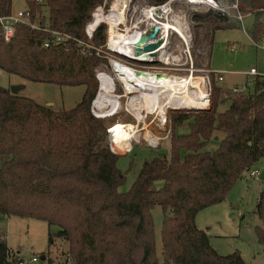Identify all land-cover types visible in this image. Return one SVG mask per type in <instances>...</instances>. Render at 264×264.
Segmentation results:
<instances>
[{"label":"trees","instance_id":"trees-1","mask_svg":"<svg viewBox=\"0 0 264 264\" xmlns=\"http://www.w3.org/2000/svg\"><path fill=\"white\" fill-rule=\"evenodd\" d=\"M106 1L24 0L30 24L17 25L9 42L0 37V70L6 74L32 83L84 87L81 101L69 111H54L0 87V217L55 228L48 242L67 243L65 264H246L238 252L219 255L195 218L223 202L236 181L264 162V77L256 76L247 94L217 86L220 76L210 73L211 108L171 115L169 155L157 153L144 161L130 190L121 193L125 175L116 164L124 155L110 151L105 122L91 113L97 71L107 67L99 52L106 30L99 25L88 39L85 27ZM144 1L160 5L167 0ZM240 3L241 12L254 18L246 34L254 42L264 39V0ZM11 14L12 0H0V17ZM94 18V24L107 22L97 13ZM194 20L205 31L208 55L216 31L242 27L234 18L210 12ZM53 33L68 38L57 41ZM111 63L115 71L120 66ZM224 104L226 110L218 113ZM94 106L104 112L96 100ZM183 129H188L185 135L177 134ZM214 133L223 137L209 152ZM155 208L163 216L160 256ZM255 212L264 224V181ZM254 231L264 247V228ZM0 264H24L2 236Z\"/></svg>","mask_w":264,"mask_h":264},{"label":"rangeland","instance_id":"rangeland-1","mask_svg":"<svg viewBox=\"0 0 264 264\" xmlns=\"http://www.w3.org/2000/svg\"><path fill=\"white\" fill-rule=\"evenodd\" d=\"M116 1L119 0H109L102 5L104 7V15L109 14V10H112V6ZM134 2L138 4L139 8L151 5L144 0H134ZM25 9L24 0H12V13L24 12ZM131 12L127 6L124 12V21L122 26H120L122 31L128 30L136 22L137 17ZM242 15L246 16L247 14L242 13ZM180 22L186 32L187 39L184 40L187 41L186 46L179 37L170 35L167 37V41H164L165 47L161 46L162 49L159 50L160 52L158 51L160 54H154L148 62L135 63L130 59L121 58L116 54L107 52V49H105L107 48L106 44L103 50H99L107 61V67L101 65L97 71V74H103L101 75V87L103 91H106L109 101H114V96L119 98L118 112L113 116L100 119L105 122L108 129L106 132L113 125L119 124L118 127L116 125L118 136L124 137L125 140H128L133 128H135L137 133L131 139L130 148L129 144L119 147V149L126 148V151L119 152L114 149L115 154L124 155L119 157L116 164L117 168L125 175V181L119 188L121 193H126L130 190L144 161L152 160L157 153L169 155L171 115L205 112L211 108V101H209V107L204 111L168 109L164 118L161 119L154 115L153 112L146 113V110L144 111V109L136 105L143 116V119L138 122L134 118V111L137 108L134 107L136 109L133 110L131 105V100L134 98L126 94L134 90L135 83L137 85L140 81L136 77L135 71H127L124 67L129 66L137 71L166 75L168 77H200L206 82L209 100H211V87L210 82L208 83L210 73L220 76L217 86L247 94L252 93V82L255 78L248 76L247 72L250 69H254L258 77H264V48H261L264 47V39L254 42L245 32L246 28H250L253 25L254 18L252 16L244 18L243 27L241 28L216 31L212 38L209 55L207 53L208 42L204 36L205 31L199 27L200 24L194 20V17L188 15L187 20H181ZM94 23L90 24L89 27L91 29L97 25ZM101 25L105 26L107 36L108 25ZM145 27L146 25H142L140 29ZM114 31L117 32V28H114ZM111 45L115 48L114 51L119 52L117 45ZM161 54L165 55V58H162ZM112 61L121 63L116 71L112 69ZM127 73L132 74L131 78L134 77L136 79L135 83L129 80ZM110 82H114L112 91L109 88ZM120 82L124 85L125 91ZM0 87L9 90L12 87L20 88L21 90L18 93L20 96L29 98L40 105H50L49 107L54 111L71 110L81 101L84 93V87H60L32 83L6 74L1 70ZM99 87L100 82H98L97 94ZM98 104L103 108L104 112H98L91 104V113L94 112L92 115L105 116L110 114L109 109L105 110L100 103ZM226 108L227 104L219 105L217 111L218 113H223ZM187 132L188 129L177 130V134L181 133V135H185ZM214 137L208 143L207 150L209 152L218 148L219 141L223 136L219 133H214ZM154 146L156 148H152ZM254 170L258 172L257 177H251L250 173H245L241 179L234 183L223 202L208 207L197 214L195 224L197 228L207 233L211 247L219 255L226 256L238 252L246 264H264V247L258 244L254 231L256 227L264 228V224L257 218L255 212L257 200L262 190L263 182L259 179V176L264 172V162L260 163ZM161 184V182H157L155 187H160ZM162 218L159 208L152 210L155 251L158 256H160L161 248ZM55 232V228L49 227L44 222L18 217H0V236L6 240L8 249L18 256L24 264L66 263L68 258L67 243L57 238L53 239V244L48 242V235ZM41 257H45V260H40ZM32 258H37L38 261L33 263L31 262Z\"/></svg>","mask_w":264,"mask_h":264},{"label":"bare ground","instance_id":"bare-ground-1","mask_svg":"<svg viewBox=\"0 0 264 264\" xmlns=\"http://www.w3.org/2000/svg\"><path fill=\"white\" fill-rule=\"evenodd\" d=\"M126 7H127V0L116 1L112 6L111 12L107 16H101V17H106L107 22L111 24L112 40H110V44L117 45L118 47L117 49L119 50V53H122L123 55H125V57L129 56L128 59L130 60L132 59V60L148 62L151 60L152 56H154V54L159 53L160 52L159 50H161L162 48L149 53L143 51L137 53L138 50H143V49L141 45L139 47H136V42L139 39L136 33L131 35L130 33L123 34L114 31L116 25L121 24V22L124 21V14H125L124 12L126 11ZM93 22H95L94 19L91 23ZM102 22L105 21L101 20L100 23ZM100 23L97 22L96 23L97 25H95L93 29L97 27ZM173 26L174 28H171L170 24L165 23L162 27V32L165 35L166 33L169 34L170 31L177 32L180 36H182L184 40H186V37L182 32V28L180 25H178V22L175 23ZM93 29L90 28V30ZM164 39L165 38H163V40ZM150 44H154V42H150ZM161 57L165 58V55L161 54ZM124 69H126L127 71L133 70V68L129 66L124 67ZM142 74L143 75L141 76H136L140 81L139 83H137V85L135 83L136 79L134 77L131 78L132 74H128V73L126 74L129 80L135 83L134 90H131V92H129L128 94L125 93L127 96H132V98H134L131 100L132 102L131 105L133 107V110L137 108L136 107L137 105L139 108L144 109V111L146 110L147 111L146 113L153 112L154 115L163 119L166 114V110L168 109L204 111L209 107V96H208L209 94L206 91V83L200 77L195 78L193 76H187L186 78H176V77H168L166 75H160L161 77L157 78L156 77L157 74L147 73V72H143ZM101 75L98 78L100 82V87L95 100H97V102L100 103L105 108V110L109 109L110 112L109 115L101 116V118H107L115 115L118 112L119 98L114 96L113 99L114 101L108 100L106 91H103V88L101 87L102 86ZM121 85L125 91L124 85L122 83ZM113 86H114V82H110L109 88L111 91ZM95 100L93 102V108L96 109L98 112H103L98 110L94 106ZM139 108H137L134 111V118L138 122L143 119V116L139 112L140 110ZM116 125L118 127L119 124L113 125L110 131L111 134L110 138L112 140L114 148L119 151V147H124L125 145L128 144L130 148L131 139H133L134 136L137 135L135 128L131 130L132 134L129 135L128 140H125L124 137L118 136L119 133L117 132Z\"/></svg>","mask_w":264,"mask_h":264},{"label":"built area","instance_id":"built-area-1","mask_svg":"<svg viewBox=\"0 0 264 264\" xmlns=\"http://www.w3.org/2000/svg\"><path fill=\"white\" fill-rule=\"evenodd\" d=\"M127 6L129 10L132 11L131 14L136 15L137 17L136 22L128 30L126 29V31H122V29H120V26H122V22L121 24H117L115 27L117 28V32H120L123 34L130 33L131 35L136 33L138 35V38H140L141 36H147L151 32L152 28L157 26L159 28V31L156 35V40L152 41L154 43L159 42L161 39L164 38L165 34L162 32V27L165 23L170 24L171 28H174L173 25L176 22H178L182 28L180 21L187 20L188 15H191L192 17H194L197 13H204V12H210L212 14H220L228 18L230 17V18L236 19L241 24V26H242L244 18L246 16L247 17L249 16L248 14L246 16L242 15V12H241L242 5L240 3V0H167L166 2L160 5H146V6H143L142 8H139L138 4L134 2V0H127ZM103 8L104 7L100 6L95 9V11L92 14L91 22L94 19L93 17L95 13H99L101 16H107V15H104ZM110 12H111V9L109 10V13ZM29 24H30L29 14L26 11L20 12L17 14L12 13L8 17H0V37L2 38L4 42H9L14 35L15 27L17 25H29ZM101 24L108 25V22L105 21V22L100 23L99 25ZM142 25H146V27L144 29H140ZM97 27H95L93 30H90L89 24L86 25L85 35L87 36L88 39H91ZM108 27H109V30L107 32V36H106L107 40L105 43L107 47L106 49L108 52H111L112 54H114L115 48L110 44V39H111L110 26L108 25ZM182 32L184 36L186 37V32L185 30H183V28H182ZM53 34L57 41H61L62 39L68 38L58 33H53ZM170 35L179 37L180 40L186 46L187 41H184L182 36H180L177 32L170 31L169 34L166 33L165 39L162 40L163 42L161 43L158 50L161 48V46L165 47L164 41L165 40L167 41V37H169ZM45 47H47V44L45 45ZM141 47L143 49L145 45L143 44L141 45ZM261 48L263 49L264 47H261ZM133 70L137 71L136 69H133ZM139 72L143 73L142 71H139ZM101 74L102 73L100 74L98 73L96 76V79L98 80V82H99L98 78ZM247 75L251 77H256L257 76L256 70L250 69L247 72ZM94 116L96 118H101V116H97V115H94ZM111 129L108 131L109 149L112 153H115L114 151L115 148L110 138ZM135 142L137 141L135 140ZM156 146L152 148H156ZM257 175H258V172L255 170L250 172L251 177H257ZM37 261H38L37 258H32L31 260V262L33 263H36Z\"/></svg>","mask_w":264,"mask_h":264},{"label":"water","instance_id":"water-1","mask_svg":"<svg viewBox=\"0 0 264 264\" xmlns=\"http://www.w3.org/2000/svg\"><path fill=\"white\" fill-rule=\"evenodd\" d=\"M158 31H159V28L157 26H155V27L152 28L151 32L147 36H141L137 40L136 47H139L140 45L145 44V47L143 48V50H138L137 53H140L141 51L147 52V53L153 52V51L157 50L160 47L162 41L156 42L154 44H150V42L156 40V35H157ZM114 54H116L117 56H119L121 58L128 59V57H125L124 55L120 54L117 51H115ZM131 61H133L135 63H145V62L139 61V60H132L131 59ZM135 75L136 76H141L143 74L141 72H139V71H135ZM156 77L159 78L161 76L160 75H156ZM20 90H21L20 88L12 87L10 89V92H11V94L17 95ZM92 105H93V103H92ZM47 106H50V105H47ZM259 179L262 182L264 181V172L261 173V175L259 176ZM40 260L44 261L45 260V257H41Z\"/></svg>","mask_w":264,"mask_h":264},{"label":"crops","instance_id":"crops-1","mask_svg":"<svg viewBox=\"0 0 264 264\" xmlns=\"http://www.w3.org/2000/svg\"><path fill=\"white\" fill-rule=\"evenodd\" d=\"M96 102H97V100H96ZM98 103V102H97Z\"/></svg>","mask_w":264,"mask_h":264}]
</instances>
